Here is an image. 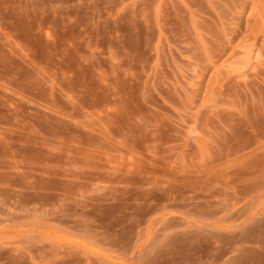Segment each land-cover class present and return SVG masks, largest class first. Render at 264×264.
<instances>
[{"label":"rangeland","instance_id":"374dc122","mask_svg":"<svg viewBox=\"0 0 264 264\" xmlns=\"http://www.w3.org/2000/svg\"><path fill=\"white\" fill-rule=\"evenodd\" d=\"M0 264H264V0H0Z\"/></svg>","mask_w":264,"mask_h":264}]
</instances>
